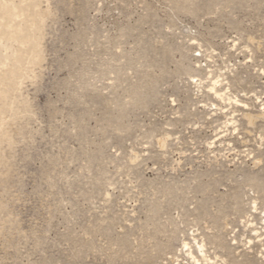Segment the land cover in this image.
I'll return each instance as SVG.
<instances>
[{"label": "rangeland", "instance_id": "rangeland-1", "mask_svg": "<svg viewBox=\"0 0 264 264\" xmlns=\"http://www.w3.org/2000/svg\"><path fill=\"white\" fill-rule=\"evenodd\" d=\"M0 264H264V0H0Z\"/></svg>", "mask_w": 264, "mask_h": 264}]
</instances>
